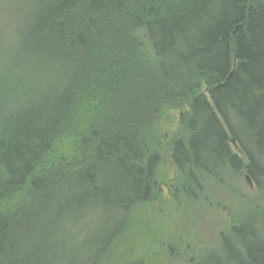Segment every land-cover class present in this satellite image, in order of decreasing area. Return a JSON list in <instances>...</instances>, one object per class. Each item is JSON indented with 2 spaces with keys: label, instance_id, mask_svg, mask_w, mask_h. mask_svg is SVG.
Wrapping results in <instances>:
<instances>
[{
  "label": "trees",
  "instance_id": "obj_1",
  "mask_svg": "<svg viewBox=\"0 0 264 264\" xmlns=\"http://www.w3.org/2000/svg\"><path fill=\"white\" fill-rule=\"evenodd\" d=\"M0 264H264V0H0Z\"/></svg>",
  "mask_w": 264,
  "mask_h": 264
},
{
  "label": "bare ground",
  "instance_id": "obj_2",
  "mask_svg": "<svg viewBox=\"0 0 264 264\" xmlns=\"http://www.w3.org/2000/svg\"><path fill=\"white\" fill-rule=\"evenodd\" d=\"M233 142H234V144H235V141H234V139L232 140Z\"/></svg>",
  "mask_w": 264,
  "mask_h": 264
},
{
  "label": "rangeland",
  "instance_id": "obj_3",
  "mask_svg": "<svg viewBox=\"0 0 264 264\" xmlns=\"http://www.w3.org/2000/svg\"><path fill=\"white\" fill-rule=\"evenodd\" d=\"M223 212H225V209H223Z\"/></svg>",
  "mask_w": 264,
  "mask_h": 264
}]
</instances>
